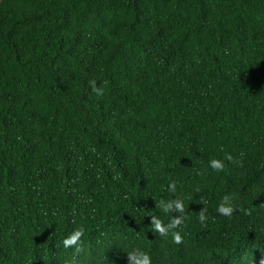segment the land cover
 <instances>
[{
	"label": "trees",
	"instance_id": "obj_1",
	"mask_svg": "<svg viewBox=\"0 0 264 264\" xmlns=\"http://www.w3.org/2000/svg\"><path fill=\"white\" fill-rule=\"evenodd\" d=\"M176 197L179 245L149 217L167 224L156 204ZM135 248L264 258V0H0V264H127Z\"/></svg>",
	"mask_w": 264,
	"mask_h": 264
},
{
	"label": "clouds",
	"instance_id": "obj_2",
	"mask_svg": "<svg viewBox=\"0 0 264 264\" xmlns=\"http://www.w3.org/2000/svg\"><path fill=\"white\" fill-rule=\"evenodd\" d=\"M90 86L92 91L98 95L103 96V89L98 88L96 86L95 81H90ZM225 160L232 161L233 157L230 154H226L224 157ZM209 167L216 172L224 171L225 163L224 160L212 158L208 162ZM167 191L175 195L177 191V181L170 180ZM199 191V189H197ZM234 195L226 194L222 197L219 205L217 206V212L225 217H231L237 208L233 204ZM206 203V202H205ZM156 207L164 214L170 216V219L167 224L164 221L156 216L150 215V226L151 230L154 233H158L161 237L168 236L171 234L172 242L174 244H182L183 236L180 231L177 229L180 228L182 224H184L186 217L184 216L185 206L183 199L176 197L174 199H160L156 204ZM240 211H243L245 215H251V209H243L240 208ZM207 209L203 207L198 212V219L201 224H204L208 220V216L206 214ZM173 213H177L178 215H173ZM85 229L83 227L76 228L71 234L65 237L62 240V245L65 249H74V256L79 255L83 252L82 246V237L84 236ZM65 264H69V262H65ZM127 264H152V259L150 255L143 251L142 249L135 248L132 251L127 253ZM260 264H264V258L260 260Z\"/></svg>",
	"mask_w": 264,
	"mask_h": 264
}]
</instances>
